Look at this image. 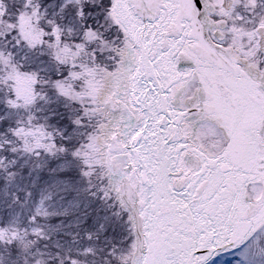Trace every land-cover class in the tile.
Returning a JSON list of instances; mask_svg holds the SVG:
<instances>
[{
	"label": "snow or ice",
	"instance_id": "6c2138e0",
	"mask_svg": "<svg viewBox=\"0 0 264 264\" xmlns=\"http://www.w3.org/2000/svg\"><path fill=\"white\" fill-rule=\"evenodd\" d=\"M228 252L264 264V0H0V264Z\"/></svg>",
	"mask_w": 264,
	"mask_h": 264
},
{
	"label": "rangeland",
	"instance_id": "374dc122",
	"mask_svg": "<svg viewBox=\"0 0 264 264\" xmlns=\"http://www.w3.org/2000/svg\"><path fill=\"white\" fill-rule=\"evenodd\" d=\"M220 259H222L225 262V264H235V262L238 260V256H236L234 252H228V253H224L220 257ZM218 264H219V261H218Z\"/></svg>",
	"mask_w": 264,
	"mask_h": 264
}]
</instances>
